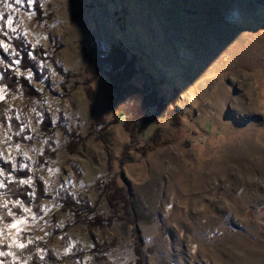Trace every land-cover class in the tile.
<instances>
[{
	"label": "rangeland",
	"instance_id": "1",
	"mask_svg": "<svg viewBox=\"0 0 264 264\" xmlns=\"http://www.w3.org/2000/svg\"><path fill=\"white\" fill-rule=\"evenodd\" d=\"M0 21L14 64L11 40L21 34L54 84L19 68L40 97L0 84V160L26 169L29 196L4 199L13 174L0 167V264H31L41 244L60 264H135L136 228L145 264H264V0H0ZM114 43L136 57L132 83L167 103L136 136L113 119L97 50ZM41 109L51 134H42ZM62 126L82 137L73 152ZM108 184L120 189L117 208ZM67 194L113 219L77 223Z\"/></svg>",
	"mask_w": 264,
	"mask_h": 264
},
{
	"label": "trees",
	"instance_id": "2",
	"mask_svg": "<svg viewBox=\"0 0 264 264\" xmlns=\"http://www.w3.org/2000/svg\"><path fill=\"white\" fill-rule=\"evenodd\" d=\"M36 7L37 4H35ZM5 23L0 21V41L4 38ZM12 45L15 50L14 58L18 59V63L14 64L12 58L3 50L0 42V72L2 75L0 84L4 86L7 90L14 92L17 85L19 84L21 89L25 92L27 96H36L40 97L41 94L34 89L29 84V81L23 76H16V68H19L21 71L30 70L33 73V79L38 81L47 89H52L54 84L50 82L51 76L50 71L45 66H40V62L31 56L30 52L32 51L31 46L25 42L24 37L19 35L12 36ZM16 51L20 52V56L16 55ZM36 51V50H35ZM99 56L101 57V64L109 66V69L106 70L108 75L111 87H112V113L113 119L115 122H120L123 120V123L127 130L130 133V136H136L137 133L140 134L141 131L145 130L150 123L152 122L151 110L154 111L155 116L165 115L168 111L167 103L164 99L157 94L153 89H148L147 87H138L132 83L133 78L139 72L140 69L136 67V57L132 55L130 58L127 56L126 51L124 50L121 43H114L112 46L104 51L97 50ZM43 52V51H42ZM37 53V52H34ZM94 52H88V56L93 60ZM53 65L55 71L58 74H61L64 77H67V73L63 70L62 66L53 59V57H48ZM100 60V59H99ZM53 90V89H52ZM42 121L40 123L42 128V134H51L54 132V128L51 126V121L49 120V115L45 109L40 110ZM94 114V119L98 120V114ZM97 115V116H96ZM6 119L0 113V123L3 127L6 126ZM13 128L16 131L15 120H11ZM63 133L68 137V142L65 144L66 148L73 152L78 146V143L81 141L82 137L74 131L68 132L64 126H62ZM160 128H155L153 134L150 135L148 140L142 145V153L146 154L147 151L151 148L152 144L156 143L160 135ZM46 156H43L44 160ZM0 167H7L5 172H11L13 174V179L7 185V191L3 195V198L16 202L17 200L27 199L28 188L25 180L28 176L26 169L19 170L18 168L14 171H11L10 166L4 165L0 160ZM37 191L38 194L35 200L39 201L46 197V193L43 188V184L40 180H37ZM100 184H98L99 186ZM111 185V183H110ZM106 192L110 190V194L107 195L109 201L117 208L115 203L117 200V194L120 189L116 187H110ZM118 192V193H117ZM2 197V196H1ZM29 199V198H28ZM124 200L125 208L128 209L129 201L125 197ZM65 205L71 209L72 214L75 216L77 223L85 225L89 228L94 227H103L105 223L111 222L113 217H107L97 213L96 210L91 207L90 203L84 198H75L71 194H67L64 198ZM87 211L90 213L89 216L85 215L83 212ZM133 218V217H132ZM137 219V216H136ZM136 219H131V222H135ZM136 228V227H135ZM135 232V255L136 261L135 264H145L143 257V252L141 250L142 239L139 236L138 229H134ZM41 247V256H38L36 253H31V264H60V261L55 257L53 252L48 249L43 244Z\"/></svg>",
	"mask_w": 264,
	"mask_h": 264
},
{
	"label": "snow or ice",
	"instance_id": "3",
	"mask_svg": "<svg viewBox=\"0 0 264 264\" xmlns=\"http://www.w3.org/2000/svg\"><path fill=\"white\" fill-rule=\"evenodd\" d=\"M17 2H19V0H17ZM0 98H2V97H0ZM24 183H27V181H24ZM17 203H19V202H17ZM10 227H15V223H13V224H11V225H9ZM20 247H24V245H19ZM0 255H4V253H0Z\"/></svg>",
	"mask_w": 264,
	"mask_h": 264
}]
</instances>
